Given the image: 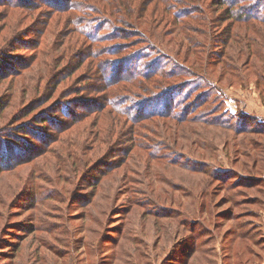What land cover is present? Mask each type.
<instances>
[{
    "label": "rangeland",
    "instance_id": "374dc122",
    "mask_svg": "<svg viewBox=\"0 0 264 264\" xmlns=\"http://www.w3.org/2000/svg\"><path fill=\"white\" fill-rule=\"evenodd\" d=\"M13 1L0 4V264H264V24L227 26L224 13L211 30L183 20L180 34L158 5L117 0L140 8L160 51L195 75L175 79L197 88L175 102L189 120H146L130 139L131 124L104 109L56 134L41 114L77 97L102 103L98 62L121 43L91 45L73 23L105 34L102 19L117 28L127 16L109 7L116 0ZM157 81L115 92L137 104ZM53 134L42 155L3 166ZM108 153L122 164L96 184Z\"/></svg>",
    "mask_w": 264,
    "mask_h": 264
},
{
    "label": "trees",
    "instance_id": "16d2710c",
    "mask_svg": "<svg viewBox=\"0 0 264 264\" xmlns=\"http://www.w3.org/2000/svg\"><path fill=\"white\" fill-rule=\"evenodd\" d=\"M149 5H153V13H157V10L154 12L156 5L157 8H161L162 13L159 16L161 17V22L168 19L169 23H176L174 26L175 32H177L176 26H180V34L182 33L181 22L187 20L194 24L198 23L200 26L215 29V24L219 26V19L222 14H224L225 21H227V26L231 23L237 25H249L254 23L264 24V0H148ZM212 1V2H211ZM32 0H27L22 2L29 6ZM59 2V3H58ZM110 2L109 7L113 8V11L122 10L127 16L121 18L119 22V27H112L110 18L102 19L105 22V25H109L110 29L105 34L98 32L99 25L93 27L92 23L87 20H81L79 22H74L73 25L77 27L78 32H80L84 37L88 39L91 45L105 44L110 40H121V43L114 44L111 47H107L105 51V56L98 62L97 70L100 72L99 80L101 82V91L103 92V97H101L102 103L91 104L94 106L92 109L90 105H87V102L90 100L83 97L73 98L72 101H59L58 105L53 110L46 111L41 114V118L38 120L40 124H46L47 127H52L54 132L61 134L62 132L68 131L70 128L79 125L84 122L89 116L94 113L99 112V110L108 109L111 112H114L116 116L124 118L127 123L131 124L129 128H132L133 131L128 132L127 136H131L130 139L138 137L135 133L136 125H140L141 122L146 120L163 118V119H177L186 122L188 119L185 116L187 113H176L175 108L182 102V97L184 101V95L192 94L193 88L189 91H182L184 83L176 82L175 79L186 76H195L192 72H188V67L183 65H177L173 63L172 59L165 52L160 51L162 48L159 47L158 38L161 37L153 31L145 30L141 25L140 21L143 18V13L140 8H133L125 10L123 7L125 5L120 1H107ZM61 0H56L55 6L60 5ZM0 4L7 6V4L12 7H17L16 2L13 0H0ZM223 7L224 12L217 14V17H212L211 15L215 11V8ZM30 7V6H29ZM62 8V6H61ZM137 10V12H135ZM120 14V13H118ZM226 15V16H225ZM227 18V19H226ZM224 21V22H225ZM192 25H186L185 30H189ZM112 27V29H111ZM211 34V33H210ZM144 39V43L140 45L137 43L134 48L138 49L137 52H132L134 48H129L130 42L128 40L132 39ZM213 39V37H211ZM135 42V41H134ZM162 42V40H161ZM158 48V49H157ZM92 54L97 57L102 54V50L98 48H92ZM168 55V56H167ZM108 56H116L115 61L108 58ZM151 56L154 59H151L150 62L146 59ZM108 59H105V58ZM101 58V57H100ZM256 58H261L257 56ZM157 81L153 87L150 89H156L157 92L146 94L149 97L143 99L141 102L134 104V102L129 101L127 96L121 95V93L115 92L116 89L121 88L124 85H130L138 88V83L141 85L140 89L143 88L141 82L154 80ZM174 80L173 83L168 84ZM176 82V83H175ZM192 85V83L190 84ZM187 85L186 87L190 86ZM155 87V88H154ZM143 91V89H142ZM149 91V92H150ZM143 93H146L143 91ZM179 98L176 105V99ZM65 100H68L67 98ZM86 103V104H85ZM152 105L151 110L149 106ZM182 115V116H178ZM44 126V125H43ZM126 131L120 132V135H123ZM58 134V135H59ZM57 136L54 134L48 138L38 141L42 142L45 146V149L35 151L33 154L25 156L24 152L21 157L9 158V163L3 165L7 168H14L17 165H22L25 162H29L33 157L41 155L48 149V147L55 143ZM3 137V135H2ZM50 143V144H49ZM133 144V143H132ZM122 150V149H121ZM120 151V150H118ZM161 152V151H160ZM153 156L162 157L163 154L156 153V151L151 150L150 152ZM114 154L110 155L109 153L105 155L104 159L108 160ZM128 153H123L122 156L127 158ZM8 154L1 158V162L4 163L5 159L7 160ZM25 156V157H24ZM112 160V158H111ZM182 166L186 164L178 163ZM121 162H116L115 160L106 161L103 163L100 172L92 179L94 183L98 184V180L102 175H106L111 171H115L121 166ZM203 170V167H197L194 165L193 170ZM216 177V175H214ZM218 177V176H217ZM192 232V231H191ZM195 242V240L193 239Z\"/></svg>",
    "mask_w": 264,
    "mask_h": 264
}]
</instances>
